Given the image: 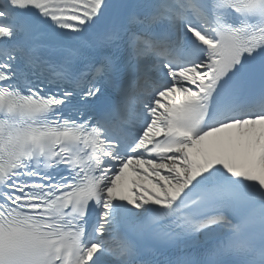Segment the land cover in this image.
Masks as SVG:
<instances>
[{
  "label": "snow or ice",
  "instance_id": "6c2138e0",
  "mask_svg": "<svg viewBox=\"0 0 264 264\" xmlns=\"http://www.w3.org/2000/svg\"><path fill=\"white\" fill-rule=\"evenodd\" d=\"M0 264H264V0H0Z\"/></svg>",
  "mask_w": 264,
  "mask_h": 264
}]
</instances>
